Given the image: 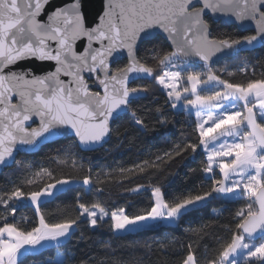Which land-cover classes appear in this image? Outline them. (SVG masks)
<instances>
[{"label": "snow or ice", "instance_id": "1", "mask_svg": "<svg viewBox=\"0 0 264 264\" xmlns=\"http://www.w3.org/2000/svg\"><path fill=\"white\" fill-rule=\"evenodd\" d=\"M225 17L243 30L254 25V34L213 35L210 21ZM257 46L264 47V0H103L102 11L91 20L82 11V0L55 5L52 0H0V166L15 160L18 146L71 136V145L57 150L52 160L74 170L56 178L53 170L41 167L11 191L0 190V264H24L27 256L51 247L57 257L45 264H66L59 248L82 222L92 229L107 224L118 235L147 227L148 221L151 226L182 222L215 200L244 204L224 226L230 239L217 237L220 247L206 264H264V74L236 82L209 67L218 53L239 55ZM125 56L127 63L118 65ZM34 61L48 62L47 70L35 74ZM246 69L245 63L240 71ZM137 80L152 83L132 86ZM153 93L165 96L173 109L182 105L194 111L196 140L119 169L123 179L149 177L147 185L128 190L150 193L148 206L138 213L100 198L86 199L103 195L100 177L109 174L93 175L91 166L84 174L77 152L102 147L121 114L131 113L132 126L143 128L145 122L132 105ZM116 134L122 135L119 130ZM189 149L206 156L200 171L211 182L207 188L201 184L169 194L163 185L151 183L150 170L158 171L166 158ZM70 184L83 186L73 205L76 215L50 220L43 204ZM25 201L35 209L34 221L15 219ZM209 227L189 222L185 232L200 237ZM165 240L155 243L165 249L174 242ZM101 247L103 258L91 261L130 264L116 260L110 244ZM144 247L151 250L152 245ZM178 264H200L191 244Z\"/></svg>", "mask_w": 264, "mask_h": 264}, {"label": "trees", "instance_id": "2", "mask_svg": "<svg viewBox=\"0 0 264 264\" xmlns=\"http://www.w3.org/2000/svg\"><path fill=\"white\" fill-rule=\"evenodd\" d=\"M210 23L213 35L231 34L233 37H238L252 34L250 32L240 33L234 26H221L219 23L213 24L211 21ZM232 61H240L241 65L224 70V64ZM125 63H127L126 60L117 62L120 66ZM245 63L247 69L245 72H241L240 68L244 67ZM117 64H114L113 67ZM212 71L225 79L236 82L259 79L264 74V47L252 53L225 59L214 65ZM229 72L234 75L228 76ZM141 83L151 84L152 82H138L132 86ZM165 99V96L153 93L132 105L137 110L138 116L145 122L143 128L132 126L130 113L113 123V134L102 148L93 152H77L78 158H82L81 162L84 164V174L87 173L89 166L92 167L93 175L100 172L109 174L100 177L104 181L103 195L99 197L90 195L86 199L100 198L107 200L110 205L125 206L129 214H136L148 206L150 193L131 194L128 190L137 185H147L149 177L134 174L128 179H123L119 169L131 168L134 164H139L144 160H155L157 155L162 156L165 152L173 150L177 144L183 147L196 140L193 136L195 120L189 117L184 110H174L170 105H166ZM157 108H160L161 111L157 112ZM125 129L127 132L123 134ZM116 130H119L122 135L117 136ZM71 143L72 140L58 142L42 148L35 155L17 157L14 165L0 174V190L11 191L14 186L21 185L26 176L38 171L41 167L53 170L56 178L67 177L74 170L58 166L52 158L57 155V150H63ZM205 160L202 153L192 154L190 149L180 155L174 154L172 159H165L158 171L150 170L154 171L151 183L163 185L164 190L169 194L186 191L201 184L207 188L211 182L204 180V174L200 171ZM24 165L28 167L25 168ZM32 187L35 188V186ZM24 188L26 191L29 190L27 185H24ZM82 190V185L72 186L58 193L54 199L44 203L41 210L50 220L74 217L76 213L73 211V205L77 193ZM243 204L244 201L215 200L205 207L191 212L182 222L174 225L158 224L118 235L110 232L107 224L92 229L86 222H82L71 239L60 246L59 252L65 254L66 264H81L82 261L85 264H97V261H91L90 258L97 257V260L103 258L104 252L101 244L108 243L115 252L116 260L130 262V264H178L182 255H186L187 246L191 244L196 250L200 264H206V260L213 258L220 247L217 237L221 242L230 239V233L224 226L229 224L235 211L243 207ZM214 210H217L220 215L216 216ZM0 211H2V206H0ZM33 212L31 206L22 203L14 214L15 219L24 221ZM189 222L193 227H199L203 223H207L210 227L205 230L206 234L197 237L185 232ZM160 240H165L166 243L173 240L174 242L168 244L167 248L161 249L159 244L155 243ZM146 243L152 245L151 250L144 247ZM181 244L184 245L183 249L180 247ZM56 257L57 249L55 247L46 248L27 256L24 259V264H45V261Z\"/></svg>", "mask_w": 264, "mask_h": 264}, {"label": "water", "instance_id": "3", "mask_svg": "<svg viewBox=\"0 0 264 264\" xmlns=\"http://www.w3.org/2000/svg\"><path fill=\"white\" fill-rule=\"evenodd\" d=\"M57 3H59V0H52V4L53 5H55ZM102 5H103V0H82V11H83L84 15L89 20H91L94 16H96L97 14H99L102 11ZM211 22L213 24H218L219 23L221 26H234V27H236V29L240 33L250 32V33L254 34V25L249 24L248 30H243L235 22H233L232 20H230L229 18H226V17L225 18H221V19H217V20L211 21ZM261 48H263V47L257 46L252 51L245 50V51H241L240 54L252 53V52H255L256 50H259ZM236 56H238V55L218 53L216 56L212 57V59L210 61V64H209V67L212 69V67L214 65L222 62L223 60L229 59V58H234ZM192 59L196 60V62L198 64L200 63L197 58L193 57ZM122 60H126V62H127L126 56L124 58H122L121 60H119L118 62H120ZM47 64H48V62L34 61V62H32L31 67H32L33 71L35 72V74L39 75V74H42L43 71L47 70ZM201 69L206 71V72L208 71L207 68H201ZM138 82H146V81L137 80V81H134L133 84H136ZM129 114L130 113L121 114V116L119 118L124 117V116L129 115ZM118 119H116L115 121H117ZM113 123H112V125H113ZM37 124H38V121H37L36 124H32V127H36ZM68 140H72L71 136H69V137L56 136V137H53L51 139L42 141L36 147H28V146L20 147V146H18V150L14 154L15 155V160L9 161V163L6 166H0V174L3 173L6 169L11 168L14 165L17 157L22 156V155H35V154L39 153L42 150V148H44V147H46L48 145H52V144H55V143H58V142H63V141H68ZM108 141H109V139H108ZM106 143H104V145ZM102 147H99L96 150H98V149H100ZM83 152H93V151H83Z\"/></svg>", "mask_w": 264, "mask_h": 264}, {"label": "rangeland", "instance_id": "4", "mask_svg": "<svg viewBox=\"0 0 264 264\" xmlns=\"http://www.w3.org/2000/svg\"><path fill=\"white\" fill-rule=\"evenodd\" d=\"M241 65V62L240 61H232V62H230V63H226V64H224V70H226V69H228V68H233V67H238V66H240ZM200 71H202V72H206V71H204V70H202L201 68L199 69ZM174 110H184L187 114H188V116L189 117H191V118H193L194 120H196V116H195V113H194V111H192L191 109H189V110H185L184 108H183V106L181 105V106H179L178 108H176V109H174ZM205 158H206V156H205ZM76 185H81V184H70V185H67V186H65V190L66 189H68V188H70V187H72V186H76ZM64 190V191H65ZM58 193H60V192H57V194ZM24 204H26V205H29L30 206V204L28 203V202H24ZM32 207V206H31ZM33 208V207H32ZM33 210H34V212L32 213V215L31 216H27L26 218H25V220L26 221H28V222H31V221H34L35 219H36V217H35V209L33 208ZM24 220V221H25ZM146 224H148L149 226H147V227H151V225L153 224V222H151V221H148V222H146ZM169 225H174V224H169ZM25 226H27V224H25ZM142 228H145V227H142ZM142 228H139V229H142ZM139 229H137V230H139ZM259 242V241H258Z\"/></svg>", "mask_w": 264, "mask_h": 264}]
</instances>
